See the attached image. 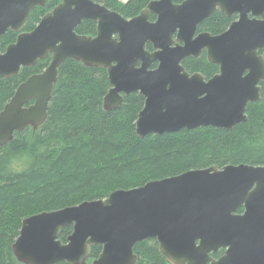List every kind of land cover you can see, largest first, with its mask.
Returning a JSON list of instances; mask_svg holds the SVG:
<instances>
[{"label":"water","instance_id":"1","mask_svg":"<svg viewBox=\"0 0 264 264\" xmlns=\"http://www.w3.org/2000/svg\"><path fill=\"white\" fill-rule=\"evenodd\" d=\"M46 3L0 0V38L9 30L19 33L0 52V78L50 57L47 68L23 82L0 112V148L16 133L35 132L46 122L58 69L67 59L107 72L104 111L117 109L131 93L143 97L135 123L139 138L209 126L229 131L245 122L247 106L260 99L264 0H156L131 20L91 0H62L22 33L31 11ZM217 11L237 20L217 36L197 33ZM82 21L96 23L95 37L75 33ZM202 51L218 68L208 80L181 64ZM66 227L72 232L62 243ZM150 240L169 264H264V167L189 171L115 191L105 200L42 212L22 220L11 250L21 264H86L90 248L99 245L92 264H136L134 245Z\"/></svg>","mask_w":264,"mask_h":264},{"label":"trees","instance_id":"2","mask_svg":"<svg viewBox=\"0 0 264 264\" xmlns=\"http://www.w3.org/2000/svg\"><path fill=\"white\" fill-rule=\"evenodd\" d=\"M92 1L130 19L151 0H129L125 5L118 0ZM59 2L47 0L44 7L33 9L21 32H31ZM232 20L233 16L230 19L217 11L199 24L197 32L220 35ZM75 33L93 37L95 23L83 21ZM18 34L7 31L0 38V52L13 44ZM145 49L150 51L151 46ZM49 62L50 57L22 68L13 78H0V112L16 89L29 77L42 73ZM181 64L190 74L205 78L217 73L204 53ZM259 86V101L249 104L245 122L229 131L209 126L139 138L135 123L144 105L143 97L131 93L123 97L117 109L104 111L103 98L110 89L107 72L65 60L58 69L46 122L35 132L27 128L16 133L0 148V264H21L11 248L22 220L30 216L105 200L115 191L139 188L189 171L239 165L264 167V82ZM22 154L28 160H17L16 166L23 170L12 171V160ZM71 232V227L62 229L58 239L65 243ZM101 250L99 245L92 246L86 264H92ZM133 252L136 264H169L154 240L135 244ZM223 252L221 249L211 257L219 259Z\"/></svg>","mask_w":264,"mask_h":264},{"label":"flooded vegetation","instance_id":"3","mask_svg":"<svg viewBox=\"0 0 264 264\" xmlns=\"http://www.w3.org/2000/svg\"><path fill=\"white\" fill-rule=\"evenodd\" d=\"M92 1V0H91ZM129 0H118V2H120L122 5H125L127 2H128ZM151 1H156V0H151ZM150 1V2H151ZM173 1V3L174 4H180V3H182L184 0H172ZM62 2V0H60V2H59V4ZM93 3H95L96 5H99V6H102V7H104L102 4H100V3H96V2H94V1H92ZM42 8V7H41ZM104 8H106V7H104ZM109 12H114V13H117L120 17H122L118 12H115V11H113V10H111V9H107ZM143 10V9H142ZM141 10V11H142ZM140 11V12H141ZM140 14V13H139ZM138 14V15H139ZM136 17V16H135ZM135 17H132V18H130V19H126V20H131V19H133V18H135ZM151 17V16H150ZM150 17H149V19H150ZM154 17V16H153ZM122 18H124V17H122ZM125 19V18H124ZM230 19H231V17H230ZM237 20V16L235 15H233V20L231 21V23H233L234 21H236ZM150 21V20H149ZM155 21V17H154V20L153 21H150V22H154ZM83 22V21H82ZM92 22V21H91ZM94 23V22H93ZM230 23V24H231ZM81 24V23H80ZM230 24H229V26H230ZM228 29V28H227ZM95 30H96V23H95ZM197 33H199V32H197ZM95 35H96V33H95ZM95 35L93 36V37H95ZM114 38H116V36H113ZM92 38V37H91ZM146 45H148V44H146ZM146 45H145V47H146ZM150 45V44H149ZM151 46V45H150ZM146 51H148V52H152V47H151V50L149 51V50H147V49H145ZM205 54V52L204 51H202V53H201V55L202 54ZM262 54V52H258V55H261ZM206 55V54H205ZM188 59V58H187ZM186 60V59H185ZM217 73H218V68H217ZM216 73V74H217ZM215 74V75H216ZM211 78V77H210ZM210 78H205L204 77V79L206 80H208V79H210Z\"/></svg>","mask_w":264,"mask_h":264},{"label":"clouds","instance_id":"4","mask_svg":"<svg viewBox=\"0 0 264 264\" xmlns=\"http://www.w3.org/2000/svg\"><path fill=\"white\" fill-rule=\"evenodd\" d=\"M17 160L23 162V161H27L28 160V156L26 154H22L16 158H14L11 162V165H10V169L14 172H19V171H22L23 169L20 168V167H17Z\"/></svg>","mask_w":264,"mask_h":264},{"label":"rangeland","instance_id":"5","mask_svg":"<svg viewBox=\"0 0 264 264\" xmlns=\"http://www.w3.org/2000/svg\"><path fill=\"white\" fill-rule=\"evenodd\" d=\"M57 5H59V4H57ZM50 12V11H49ZM155 241V240H154ZM157 243V242H156ZM158 246V245H157Z\"/></svg>","mask_w":264,"mask_h":264},{"label":"bare ground","instance_id":"6","mask_svg":"<svg viewBox=\"0 0 264 264\" xmlns=\"http://www.w3.org/2000/svg\"><path fill=\"white\" fill-rule=\"evenodd\" d=\"M46 180V179H45ZM76 184V183H75ZM80 189H82V188H80Z\"/></svg>","mask_w":264,"mask_h":264}]
</instances>
